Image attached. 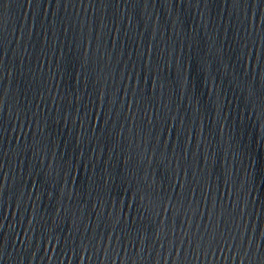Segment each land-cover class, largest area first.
Instances as JSON below:
<instances>
[{"label":"water","instance_id":"water-1","mask_svg":"<svg viewBox=\"0 0 264 264\" xmlns=\"http://www.w3.org/2000/svg\"><path fill=\"white\" fill-rule=\"evenodd\" d=\"M0 264H264V0H0Z\"/></svg>","mask_w":264,"mask_h":264}]
</instances>
